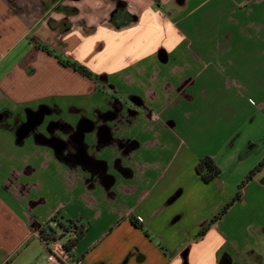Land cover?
I'll return each instance as SVG.
<instances>
[{
    "label": "crops",
    "instance_id": "0c3cea01",
    "mask_svg": "<svg viewBox=\"0 0 264 264\" xmlns=\"http://www.w3.org/2000/svg\"><path fill=\"white\" fill-rule=\"evenodd\" d=\"M29 184L48 209L20 203ZM57 211L89 224L80 264H243L264 235V0H0V264H53L38 229Z\"/></svg>",
    "mask_w": 264,
    "mask_h": 264
},
{
    "label": "trees",
    "instance_id": "16d2710c",
    "mask_svg": "<svg viewBox=\"0 0 264 264\" xmlns=\"http://www.w3.org/2000/svg\"><path fill=\"white\" fill-rule=\"evenodd\" d=\"M43 49L48 51L49 53H53L51 50H48L45 46H42ZM55 58L64 66L71 67L74 70L78 71L82 75L92 79L96 82L97 76L96 74L92 73L90 70H88L85 66L69 60V59H63L60 56L53 54ZM262 163L260 162L257 166H255L253 169L249 171V173L246 175L245 179H243L239 184L238 191L234 194L233 198L226 202L208 221V223L202 227V229L198 232L197 236H202L209 228L212 226L225 212L230 208L231 205H233L237 200L241 198V191L240 188L251 178L253 173L258 169V167ZM195 171L200 176L201 180L205 183L211 182L215 177H218L220 175V168L215 162L213 158L210 156H204L200 158L195 166ZM89 224L82 221L81 218H67L62 219L60 217V212L57 211L55 214H53L51 217L47 219L44 225H42L38 229V235L39 238L42 240L46 239H55L57 237H61L62 235H65L66 239L63 241V247L71 252L74 245L78 242V240L83 236V234L88 229ZM57 230H60V233L57 236Z\"/></svg>",
    "mask_w": 264,
    "mask_h": 264
},
{
    "label": "rangeland",
    "instance_id": "374dc122",
    "mask_svg": "<svg viewBox=\"0 0 264 264\" xmlns=\"http://www.w3.org/2000/svg\"><path fill=\"white\" fill-rule=\"evenodd\" d=\"M247 127H248L247 124L245 126H243V130L246 129ZM251 156H252V153H250L248 155H245L244 156V160L237 162L238 168L236 169V171L234 170V171H232V173H228L227 174L228 182H229V185H228L229 186V191L231 193V195H230V197H229L227 202H229L233 198L234 194L238 191V187L237 186H238L239 183H237V185H233L232 182H234L235 180H238V182H240V180L242 181L243 179H245L244 178V177H246V173H245V170H244L245 169V165L251 163L250 162L252 160V159H250ZM54 193H55L54 191H51V193H48L46 188L40 187L38 185H36V186L30 185V184L29 185H25V186L21 185V188H20V191H19V194H20V199L19 200H20L21 204H27V205L29 204L33 208H36L39 211L43 212L45 209H48L50 207V203L53 200ZM64 216H65V214H64ZM227 224L232 225V223L230 221L227 222ZM256 233H257V231H256ZM59 234H61L60 230H57V236ZM260 235H261V236H259L260 241H264V235H262V233H260ZM241 238H244V237H241ZM65 239H66L65 235H62L61 237H59V240L62 241V242ZM32 241L33 240H30L29 243H31ZM230 243L232 244L231 241H229V244ZM42 247H43L42 248L43 249V255L42 256L44 258H46L47 251H46V249H44V246H42ZM30 249L33 250L34 249L33 246H30ZM20 259H23V254L19 255V258L16 261H14L13 264L19 263ZM250 261H251V259H250ZM258 264H264V261L262 263H258Z\"/></svg>",
    "mask_w": 264,
    "mask_h": 264
},
{
    "label": "flooded vegetation",
    "instance_id": "af4514ba",
    "mask_svg": "<svg viewBox=\"0 0 264 264\" xmlns=\"http://www.w3.org/2000/svg\"><path fill=\"white\" fill-rule=\"evenodd\" d=\"M121 11H122V8L117 7L115 9V14H118ZM102 131L103 130H101V132ZM40 139L42 141L44 140V138H42V137H40ZM48 141H50L58 151H59L61 146L64 147V144L60 140H58L54 137H52ZM60 151H61V149H60ZM105 179H107V178H105ZM253 247L251 249L249 248V249L240 251V255L243 259V264H258V263H262L264 261V241H260L259 236H257V239H256ZM250 259H251V261H250ZM222 264H232L231 257L225 255L222 259Z\"/></svg>",
    "mask_w": 264,
    "mask_h": 264
},
{
    "label": "built area",
    "instance_id": "2783aa9c",
    "mask_svg": "<svg viewBox=\"0 0 264 264\" xmlns=\"http://www.w3.org/2000/svg\"><path fill=\"white\" fill-rule=\"evenodd\" d=\"M47 251V261L53 264H80V260L74 258L71 252L63 247L59 237L55 239L42 240Z\"/></svg>",
    "mask_w": 264,
    "mask_h": 264
},
{
    "label": "water",
    "instance_id": "95a60500",
    "mask_svg": "<svg viewBox=\"0 0 264 264\" xmlns=\"http://www.w3.org/2000/svg\"><path fill=\"white\" fill-rule=\"evenodd\" d=\"M110 184V182L107 183V186Z\"/></svg>",
    "mask_w": 264,
    "mask_h": 264
}]
</instances>
